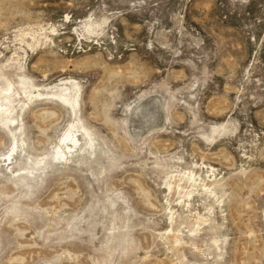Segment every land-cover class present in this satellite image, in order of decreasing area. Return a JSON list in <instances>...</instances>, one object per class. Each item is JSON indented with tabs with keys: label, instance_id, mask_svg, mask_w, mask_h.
Segmentation results:
<instances>
[{
	"label": "rangeland",
	"instance_id": "obj_1",
	"mask_svg": "<svg viewBox=\"0 0 264 264\" xmlns=\"http://www.w3.org/2000/svg\"><path fill=\"white\" fill-rule=\"evenodd\" d=\"M0 264H264V0H0Z\"/></svg>",
	"mask_w": 264,
	"mask_h": 264
},
{
	"label": "bare ground",
	"instance_id": "obj_2",
	"mask_svg": "<svg viewBox=\"0 0 264 264\" xmlns=\"http://www.w3.org/2000/svg\"><path fill=\"white\" fill-rule=\"evenodd\" d=\"M68 145H70V146H71L72 144L69 142V143H68Z\"/></svg>",
	"mask_w": 264,
	"mask_h": 264
}]
</instances>
